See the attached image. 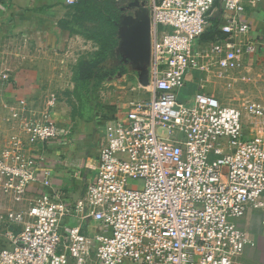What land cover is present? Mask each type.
<instances>
[{
  "label": "built area",
  "instance_id": "1",
  "mask_svg": "<svg viewBox=\"0 0 264 264\" xmlns=\"http://www.w3.org/2000/svg\"><path fill=\"white\" fill-rule=\"evenodd\" d=\"M136 1L149 9L148 97L108 125L96 179L80 197L33 190L51 183L27 149L52 143L59 129L48 116L28 118L20 101L15 116L27 138L0 151V194L11 202L0 209V264H247L244 252L256 242L241 220L264 214V105H226L200 90L189 106L178 91L208 59L238 70L236 37L252 32V19L243 0ZM217 14V35L206 41ZM19 48L0 36L6 86L15 77L5 65ZM256 51L250 44L245 55Z\"/></svg>",
  "mask_w": 264,
  "mask_h": 264
},
{
  "label": "crops",
  "instance_id": "2",
  "mask_svg": "<svg viewBox=\"0 0 264 264\" xmlns=\"http://www.w3.org/2000/svg\"><path fill=\"white\" fill-rule=\"evenodd\" d=\"M243 2L252 19L253 30L238 35L236 47L241 53L242 68L250 70L264 63V0ZM76 17L75 6L67 5L65 0H0V36L13 39L20 46L19 52H14L5 65L15 77L14 83L6 86L0 81V126L4 121L13 120L16 124L13 135L26 140L21 126L23 120L15 116L22 110L21 100L26 101L28 118L37 120L48 116L57 124L59 134L52 143L29 145L27 149L28 155L42 160L49 175L43 174L41 179L51 183L47 187L39 182L33 190L57 189L71 198L80 197L86 186L96 179L98 153L108 125L121 109H128L132 101L148 97L141 86L143 76L152 66L149 39L147 54L127 63L126 72L101 82L92 94L83 92L76 71L80 62L89 59L85 49L90 41L78 30ZM250 44H255L257 51L246 56ZM188 73L191 81L185 79V84L187 81L195 93L200 90L207 93L203 87V73L199 70ZM121 75H128L132 80L124 84L119 78ZM193 102L183 103L192 106ZM2 127L5 130L6 125ZM6 134L0 131V137ZM5 147L0 142V151ZM8 208L11 202L0 194V209ZM249 214L260 215L262 224L263 213ZM88 227L96 230L99 224L91 222ZM251 248L245 250L244 260L247 264H256L250 258Z\"/></svg>",
  "mask_w": 264,
  "mask_h": 264
},
{
  "label": "rangeland",
  "instance_id": "3",
  "mask_svg": "<svg viewBox=\"0 0 264 264\" xmlns=\"http://www.w3.org/2000/svg\"><path fill=\"white\" fill-rule=\"evenodd\" d=\"M99 2L106 11L107 18L105 17L101 22H85L83 18H79L77 27L84 38L90 41L89 47L87 50L85 49L86 52H89L90 61L107 57V62L116 66V69H105L102 73L116 71V75H120L121 70L126 72L127 63L143 58L150 48L149 43H144V45L141 42L132 40L129 34L125 36L126 31L123 22L127 17L139 16L143 8L149 14V9L146 4L136 0H122L120 2L116 0H99ZM116 23L118 28L114 26ZM45 60L47 61V58ZM205 66L206 70L201 71L204 78L203 87H205L207 93L219 99L222 104L242 106L246 101H257L264 105V63L250 70H244L242 65L238 70L227 72L216 67L212 59H208ZM187 75V81H191V78H187ZM121 76L119 78L124 84L132 80V77H128V75L126 77ZM187 81L178 95L179 100L183 102L194 101L196 94L195 89H192ZM3 125H6L5 130L2 127ZM15 125L13 120L1 123L0 131L7 133L4 137H0L2 145L9 146L14 139L18 138L13 135L16 131ZM260 220V215L253 214L246 215L241 220L243 227L249 229L254 236L256 245L251 248L250 258L256 264H264V228Z\"/></svg>",
  "mask_w": 264,
  "mask_h": 264
},
{
  "label": "trees",
  "instance_id": "4",
  "mask_svg": "<svg viewBox=\"0 0 264 264\" xmlns=\"http://www.w3.org/2000/svg\"><path fill=\"white\" fill-rule=\"evenodd\" d=\"M117 1V0H116ZM120 2V1H118ZM220 5V0L217 3ZM77 20L83 18L85 22H97L102 21L107 18V13L102 7L99 0H79L75 5ZM220 15H214L211 20V26L208 28L207 32L204 34L203 39L206 41L213 40L217 35V27L219 23ZM114 26L118 28L116 23ZM107 57H102L101 59L90 61L84 60L80 62L77 66L76 79L80 82L83 88V92L87 94H92L96 86L101 82L105 81L109 77L116 74V71L102 73L104 70L116 69V66L107 62ZM125 72L121 70L119 73Z\"/></svg>",
  "mask_w": 264,
  "mask_h": 264
},
{
  "label": "water",
  "instance_id": "5",
  "mask_svg": "<svg viewBox=\"0 0 264 264\" xmlns=\"http://www.w3.org/2000/svg\"><path fill=\"white\" fill-rule=\"evenodd\" d=\"M123 27L130 35L131 39L141 43H147L150 41V29H149V15L146 9H142L139 16L127 17L123 22ZM147 75V74H146ZM146 75L143 76V81L146 80Z\"/></svg>",
  "mask_w": 264,
  "mask_h": 264
}]
</instances>
